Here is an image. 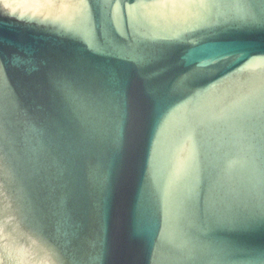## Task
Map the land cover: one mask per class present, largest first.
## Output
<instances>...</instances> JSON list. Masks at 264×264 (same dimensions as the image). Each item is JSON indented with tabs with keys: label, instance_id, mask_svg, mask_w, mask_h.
<instances>
[{
	"label": "water",
	"instance_id": "water-1",
	"mask_svg": "<svg viewBox=\"0 0 264 264\" xmlns=\"http://www.w3.org/2000/svg\"><path fill=\"white\" fill-rule=\"evenodd\" d=\"M0 264H264V0H0Z\"/></svg>",
	"mask_w": 264,
	"mask_h": 264
},
{
	"label": "snow or ice",
	"instance_id": "snow-or-ice-1",
	"mask_svg": "<svg viewBox=\"0 0 264 264\" xmlns=\"http://www.w3.org/2000/svg\"><path fill=\"white\" fill-rule=\"evenodd\" d=\"M175 3H190L194 2V0H174Z\"/></svg>",
	"mask_w": 264,
	"mask_h": 264
}]
</instances>
